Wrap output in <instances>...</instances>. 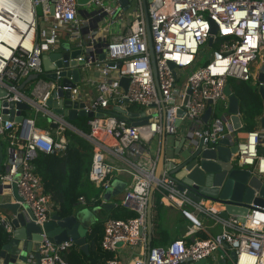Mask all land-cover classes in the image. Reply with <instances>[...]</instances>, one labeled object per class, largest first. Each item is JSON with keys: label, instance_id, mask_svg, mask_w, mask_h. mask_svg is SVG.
I'll list each match as a JSON object with an SVG mask.
<instances>
[{"label": "built area", "instance_id": "built-area-1", "mask_svg": "<svg viewBox=\"0 0 264 264\" xmlns=\"http://www.w3.org/2000/svg\"><path fill=\"white\" fill-rule=\"evenodd\" d=\"M79 4L88 7L86 17L78 15ZM38 5L40 12L36 10ZM106 15L107 32L109 25L120 20L109 37L100 34V26L94 24ZM147 17L156 75L149 54L143 0H128L127 8L118 0H0V85L10 91L6 98L26 101L35 113L49 112L45 102L56 89V81L44 77L38 37L41 25L47 26L49 47L55 51L61 47V31L69 32L72 47L81 49L75 58L81 61L77 65L83 73L81 81L85 79L97 87L93 99L85 101L74 92L76 86H58L62 90L70 88V99L82 101V108L93 112L85 115L89 129L82 135L92 145L87 176L99 188L91 200L105 202L103 194L111 187L112 179L126 171L130 182L121 191L120 204L136 213L127 218H102L100 243L109 254L104 264H184L217 253L231 257V249L235 251L232 264H264V205L250 202L242 220L237 214L223 217L217 202L195 199L176 179L155 173L163 133L184 136L194 148L204 139L203 148H215L226 137L229 144L235 145L230 160L247 168L264 184V154L259 151L264 148V126L260 124L263 104L254 129L243 128L240 109L236 112L239 126L234 127L230 112L215 114L211 105L222 100L228 107L224 87L230 78L246 81L252 77L264 89V81L259 79L264 61V0H150ZM211 24L216 26L214 33ZM68 44L71 46L70 41ZM204 46H210V55L198 64ZM102 51L104 57L100 58ZM72 66L56 67V76ZM94 66L99 71L97 77L84 76ZM32 72L38 76L28 93L19 88V83ZM122 76L129 77L125 88L119 84ZM125 101L128 107L124 112L113 108ZM208 106L211 110L204 120ZM4 107L7 112L0 111V133L9 144L0 169V184L5 186L14 180L20 202L31 208L35 222L42 225L50 217L53 202L33 170L32 159L39 151H63L67 143L64 130H73V126L54 116L58 125L53 135L50 127L37 125L36 117L28 112L19 121L5 117L18 108L15 104ZM98 111L106 114H95ZM128 111L135 113L137 121L147 115L146 122L131 121ZM155 135L159 143L153 149L150 140ZM151 187L160 202L173 204L193 225L204 229L199 219L203 214L220 223V231L190 240L173 238L166 244L151 245L147 251ZM78 200L84 205L88 202L84 194ZM0 221L9 231L5 215L0 214ZM41 235L40 264H69L62 253L72 241H52L44 231Z\"/></svg>", "mask_w": 264, "mask_h": 264}, {"label": "water", "instance_id": "water-1", "mask_svg": "<svg viewBox=\"0 0 264 264\" xmlns=\"http://www.w3.org/2000/svg\"><path fill=\"white\" fill-rule=\"evenodd\" d=\"M86 0H78V2H85ZM120 5L124 8L128 7V0H118ZM150 0H143L147 40L149 47V54L152 62L153 73L156 75V67L154 61V51L152 46L151 32L147 17V3ZM93 12V11H92ZM211 31L214 33L216 26L211 24ZM212 37L209 38L211 43ZM81 53L79 47L73 48L68 43H62L60 49L43 53L41 55L42 66L44 69V77L54 79L56 81V89L52 91L47 98L45 104L49 112L44 115L47 116L48 124L53 133L58 125V121H54V116H59L61 119L67 121L73 126L75 132L83 135L81 129L76 128L71 119L77 116L87 115L91 116L92 111L86 112L83 107V102L78 99H70V88L75 87L81 81L82 71L77 66L81 61L75 59ZM100 58L104 57V52H100ZM69 58H73L68 61ZM112 63V62H110ZM68 64L72 67L66 68L60 72V76H56L55 68L64 67ZM120 64L119 61L117 63ZM38 74L36 72L29 73L19 84V88L23 89L24 85L36 79ZM259 79L264 81V61L260 69ZM129 80L128 76H122L119 84L124 88ZM60 83L68 84L70 88L61 89L58 87ZM225 93L228 95L227 112L231 113V118L234 127L239 126V116L236 112L239 110V99L232 92L229 83L225 84ZM56 91L58 94H56ZM10 93L7 88L0 85V111L7 112L6 105H16L18 110L14 113L5 114V117L12 118L19 121L29 108L26 101L8 100L6 97ZM258 93L262 99L264 106V89L263 85L259 84ZM108 107H111L109 105ZM128 107L127 102H123L121 106H113L120 112H124ZM211 107L208 106L203 114V119L206 120L209 116ZM43 113V111H42ZM95 114L105 115L106 112L98 111ZM144 114V111H141ZM127 115L130 120L136 123L146 122L147 115L139 121L134 119L135 113L128 111ZM261 126H264V113L260 118ZM161 146L159 155L156 161L155 173L157 175L165 173L179 182L181 188L186 187L188 193L195 199L201 197L211 199L222 206L220 215L223 217L229 214H237L239 219H244L243 214L247 212L249 203L264 205V184L262 180L244 167L236 166L230 160L231 151L235 150V145L229 144L227 138H222L220 144L215 148H203L206 139H204L196 148L186 142L183 136L179 139L182 148H174L173 155L166 154V134H162ZM259 151L264 154V148ZM4 159L3 145L0 142V169ZM19 174L15 176L18 178ZM127 186L126 181L114 177L111 182V187L104 191L105 202L98 204L95 207L77 206L71 214L62 216L56 212H52L50 217L38 224L34 220V215L31 208L21 203V196L18 194L16 182L13 180L5 186L0 184V196L4 194L3 187L10 190L12 200H0V210H7L5 213L6 222L10 225L7 240L0 246V264H40L39 243L42 239L41 232L44 231L47 237L55 242L63 240H72L75 244L80 245L81 249L87 251L88 245L86 243L87 230L99 219L98 209H110L115 205L112 199L119 194ZM152 191L151 187L149 193V203L147 209V251L152 245ZM80 205V204H79ZM232 258L235 257V251L230 250ZM205 258L195 261H190L184 264H205ZM224 263V261H222Z\"/></svg>", "mask_w": 264, "mask_h": 264}, {"label": "trees", "instance_id": "trees-1", "mask_svg": "<svg viewBox=\"0 0 264 264\" xmlns=\"http://www.w3.org/2000/svg\"><path fill=\"white\" fill-rule=\"evenodd\" d=\"M229 80L230 87L239 99L240 109H243L245 114L248 112L253 119L261 112L262 108V99L258 90L249 88L245 80L238 82H229ZM86 120L87 117L84 115L77 116V123L73 122V124L87 132L89 126ZM242 123L244 129H254L257 125L254 120L242 121ZM64 135L67 138V143L63 151L49 153L39 151L32 159L33 170L40 176L44 190L50 194L53 201L52 212L62 216L71 214L75 205L79 204V195L85 193L83 190L84 179L85 176L88 177L92 156V145L87 138L70 128H65ZM122 193L116 197L121 198ZM152 203V245L166 244L167 242L163 240L166 239L167 232L158 227V215L163 203L159 201L157 193L153 195ZM135 214V211L122 207L121 204H117L109 212V215L120 218L132 217ZM197 232L198 237L206 236V233L201 229H198ZM102 233V220H98L87 232L88 252L77 249L76 246L70 247L62 253L64 258L70 264H102V262L104 264L109 254L101 246ZM7 238V229L0 221V246Z\"/></svg>", "mask_w": 264, "mask_h": 264}, {"label": "crops", "instance_id": "crops-1", "mask_svg": "<svg viewBox=\"0 0 264 264\" xmlns=\"http://www.w3.org/2000/svg\"><path fill=\"white\" fill-rule=\"evenodd\" d=\"M107 1H111V0H107ZM81 3V2H80ZM78 15L81 16V17H86L89 13V9L88 7L84 4H79L78 5ZM126 16V19H128L129 15H128V12H126L125 14ZM109 22V19L107 18V15L105 16V19H102L101 17L100 18H97L96 21L94 22V24H97L98 26H100V34H105L106 37H109L112 33H115V26H118V24L120 23V20H118L116 23L114 22V24H111L109 25V29H108V32L106 31V26H107V23ZM117 24V25H116ZM47 26H44V25H41V34L39 35L38 37V40L39 42L41 43L42 45V49H43V53H47V52H51L50 50V47H49V39H48V36H47V29H46ZM70 33L67 32V31H61V35L60 37L58 38V43L60 42V46L62 45V43H68L70 41L71 43V46L73 45V41H72V38L70 37ZM77 45V43H75V46ZM85 75L84 76H91V77H97L99 71L98 69L94 67H91L89 70L85 71ZM83 75V73H82ZM24 79V78H23ZM22 79V80H23ZM83 79V78H82ZM31 81H34V84H35V79L34 80H31ZM22 82V81H21ZM20 82V83H21ZM19 83V84H20ZM82 83V90L79 88L77 89V92L79 94V96L85 100V101H89L91 99H93V97L96 95V92H97V87H96V84L95 83H92V82H88L86 81L85 79H83L81 81ZM33 84V85H34ZM29 86L30 85V81L27 82L25 85H24V89L26 88V86ZM231 88V87H230ZM228 102V101H227ZM227 108V107H226ZM262 109L261 108V112H262ZM227 111V110H226ZM225 111V112H226ZM29 115H33V116H36L37 113L35 114H31V112H29V109L26 110V114ZM260 112V113H261ZM259 113V114H260ZM258 114V115H259ZM257 115V116H258ZM45 123L44 124H39L40 126H43V127H49V124H48V120H47V116H46V119H45ZM256 123H257V119H256ZM73 124V123H72ZM74 125V124H73ZM258 125V123H257ZM256 125V126H257ZM75 126V125H74ZM76 128L80 129L79 127L75 126ZM73 131H75L73 129ZM61 132V131H60ZM53 135H56L57 132H53L52 133ZM168 135V142L169 144H171L172 146V149L174 148H182V144L180 143H176V142H179V139L181 138V136H178V135H174V134H167ZM166 135V136H167ZM153 139L156 140V147L155 149L158 147V143H159V136L158 135H155L151 138L150 141H152ZM0 142L2 143V145L4 143H6L7 145V152H8V141L7 139L5 138V136L3 134L0 133ZM115 163L117 164V162L115 161ZM117 178L121 179V180H124L126 181L127 185L128 183L130 182V174L126 171H121V172H118L117 173ZM88 178V177H87ZM90 181V180H89ZM43 185V184H42ZM44 189V188H43ZM45 191V190H44ZM47 192V191H46ZM99 193V192H98ZM98 193L96 195H94L95 197L98 195ZM120 194V193H119ZM117 194V196L119 195ZM155 194V192L152 194V199H153V195ZM85 197L87 198L88 202L86 203V205L84 204H77L75 205L74 209L77 207V206H80V207H84V206H89L90 208L92 207H95L97 206L98 204H100V201H97V202H93L91 200L92 197L94 196H91L90 198L87 196V193L85 192L84 193ZM1 199H4V200H12L13 197L11 196V193H10V190H5L4 191V194L2 196H0V200ZM112 199V197H111ZM117 197H115V205L116 206L117 204H120L116 201ZM53 202V201H52ZM163 203V202H161ZM153 205V203H152ZM123 206V205H122ZM124 207V206H123ZM113 208V207H111ZM110 208V209H111ZM126 208V207H125ZM128 209V208H127ZM74 211V210H73ZM104 211H107L103 208H99L98 209V214H99V219L98 220H102V216H104L105 212ZM5 213H7V210H0V214H3L5 215ZM52 213V212H51ZM107 216H111V215H107ZM106 217V216H105ZM114 217V216H113ZM199 219L201 220L202 222V225L204 226V229L202 228H199L195 225H193V223L187 219L186 217H184L179 209H177L173 204H170V203H163V206L162 208L160 209V212H159V215H158V227L160 229H165V231L167 232L166 234V239L163 240V241H170L171 239L173 238H183V239H193V238H198V232L197 230L198 229H201L203 230L206 235L208 233H216L218 231H220L221 229V224L220 223H217L215 222L214 219L210 218V217H207L203 214H199ZM92 227V225H91ZM91 227L87 230V232L91 229ZM152 231H153V222H152ZM8 232V231H7ZM87 232H86V243L88 245V241H87ZM72 241V240H71ZM162 241V240H160ZM77 247V249H81L80 245H77L75 244L73 241H72V246L71 247ZM88 249H89V246L87 248V251H84V252H88ZM137 250H139L137 248ZM67 251V250H66ZM136 251V250H135ZM65 252V251H64ZM133 253V252H132ZM131 253V254H132ZM125 254V253H124ZM63 255V254H62ZM221 254L220 253H217L216 256H208L205 258V264H229L228 261H230V264H232V259L231 257H228V256H220ZM64 257V256H63ZM224 261V263L222 262ZM105 262V261H104ZM70 264V263H69ZM103 264V262H102Z\"/></svg>", "mask_w": 264, "mask_h": 264}, {"label": "rangeland", "instance_id": "rangeland-1", "mask_svg": "<svg viewBox=\"0 0 264 264\" xmlns=\"http://www.w3.org/2000/svg\"><path fill=\"white\" fill-rule=\"evenodd\" d=\"M132 8H133V6H132ZM132 8H130V10H132ZM36 10H37V12H40V5H38L37 6V8H36ZM125 12H128V10H126ZM127 21H128V19H127ZM126 21V22H127ZM117 25V24H116ZM118 26H115V28H117ZM204 48V50L205 51H203L201 54L202 55H200V58L198 59V64H201L202 62H204L207 58H208V56L210 55V50H211V48H210V46L208 47V46H204L203 47ZM238 82L239 80L238 79H236V78H230V80H229V82ZM245 82H247L248 84V87L249 88H254V89H257L258 90V86H259V84L257 83V81H254L253 80V78L251 77V79H249V80H246ZM33 84H34V81H30V85L28 86H26V88H25V91L26 92H28L29 93V91H30V89L32 88V86H33ZM82 83H81V81H79L78 83H77V85H76V87H75V89H74V92L77 94V89H81L82 90ZM232 89V88H231ZM232 92H233V90H232ZM234 93V92H233ZM235 94V93H234ZM226 103V101H222V100H217L215 103H213V104H211L212 105V109H213V112L215 113V114H218V115H221L223 112H225L226 110H227V108H226V106L224 105ZM239 109H240V107H239ZM29 112H31V114H35V110L32 108V109H29ZM240 118H241V120L243 121V122H247V120H254L255 122H256V117H257V115H255L254 117H253V119H251V117H250V115L248 114V112H247V114H245L244 113V110L243 109H240ZM36 124L37 125H39V124H44L46 121H45V119H46V116L45 115H43V113H42V111H38L37 112V114H36ZM76 119H77V117L75 118V119H71L70 121L73 123H77V121H76ZM40 126V125H39ZM167 138H168V135L166 136V143H167V145H166V154L168 155V156H171V155H173V149H172V146H171V144H169V142H168V140H167ZM150 147L151 148H155L156 147V140L155 139H153L152 141H150ZM3 153H4V158H6L7 157V145H6V143H4L3 144ZM235 164H236V162H235ZM84 185H83V190H84V192H86L87 193V196L90 198L91 196H94V195H96L98 192H99V188L98 187H95L89 180H88V178L85 176V179H84ZM117 196V195H116ZM115 196V197H116ZM116 201L118 202V203H120V198H117L116 199ZM113 207H115V206H113ZM123 207V206H122ZM110 210L111 209H108L107 211H104L105 212V214H104V216H102V217H105V216H107V215H109V212H110ZM228 263L230 264V261H228Z\"/></svg>", "mask_w": 264, "mask_h": 264}]
</instances>
